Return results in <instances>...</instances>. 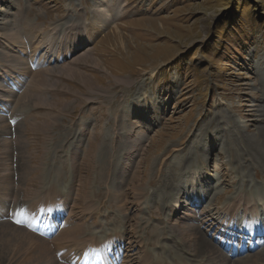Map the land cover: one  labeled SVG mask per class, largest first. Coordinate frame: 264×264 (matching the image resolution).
<instances>
[{
	"label": "rangeland",
	"instance_id": "rangeland-1",
	"mask_svg": "<svg viewBox=\"0 0 264 264\" xmlns=\"http://www.w3.org/2000/svg\"><path fill=\"white\" fill-rule=\"evenodd\" d=\"M96 1L5 0L0 7V26L7 12L12 33L28 40L29 54L34 36L42 40L54 29L53 38L60 42L68 29L60 47L64 57L54 61L53 68L72 63L83 51H75L79 32L88 35L85 49L100 61L98 67L76 62L97 88L56 69L41 88L45 101L32 92L35 77L15 84L18 77L3 82L6 78L0 75V85L12 95L10 107L0 110L11 131L22 132L28 117L38 122L25 131L34 171L24 196L32 197L41 183H53L66 194L76 179L81 185L79 192L71 190L74 201L68 212L86 222L89 233L100 225L125 236L124 249L133 250L131 264H139L148 251L151 262L160 264L203 261L207 251L202 244L197 242L196 249L194 243L184 245L177 228L170 226L175 215L187 221L191 218L185 214L198 215L186 222L216 249L207 237L210 228L218 235L223 225L244 219L264 224V0H122L121 13L107 25L96 14ZM81 22L86 25L76 30ZM9 35L0 33V48ZM50 117L56 120L46 130ZM134 144L142 151L131 161ZM75 151L76 178L70 160ZM19 153L10 156L14 181L26 161ZM89 180L98 203L92 218L84 199ZM124 183L121 211L118 203L109 201L105 185L112 184L115 191ZM132 184L143 187L140 205L133 199ZM238 193L257 203V218L235 206ZM21 200L13 206L17 211L24 208ZM218 257L225 259L221 253ZM248 258H260L252 264H264V247L228 260L237 264Z\"/></svg>",
	"mask_w": 264,
	"mask_h": 264
},
{
	"label": "bare ground",
	"instance_id": "bare-ground-1",
	"mask_svg": "<svg viewBox=\"0 0 264 264\" xmlns=\"http://www.w3.org/2000/svg\"><path fill=\"white\" fill-rule=\"evenodd\" d=\"M107 2L106 0H97L94 4L96 14L101 17L102 23L106 25L111 23L121 13V9L123 7L122 0H109V3ZM4 3L5 0H0V7L4 6ZM110 10L114 13L113 17L110 15ZM2 11L3 10L0 8V13ZM9 18L10 16L8 13L4 12L2 20L5 21V23H1L0 26V33L5 35L7 33L10 34L7 37L9 40L6 43H3L0 48V75H4L6 78L3 82H6L9 78L18 77L13 81V83L17 84L21 82L23 77L33 76L36 79L34 81V86L32 87V92L36 93V95H40L43 84H47L48 82L46 76H49L57 69L59 71L58 74L61 73L81 78V82L84 84H87L92 88H97L93 83L92 77L83 73L77 67L76 63L80 61H90L96 67L100 66V61L94 56L91 49H85L88 48L86 47L87 42L84 40V36L88 37L87 34L79 32L78 35L75 33V51H83L77 55L73 62L53 68L51 64L56 60L63 59L64 57L61 53L60 47L62 42L67 38L66 33L68 29L65 30L66 33L64 32L65 39L60 42H57L53 38L54 29L44 33L42 40H37L34 36L33 41L29 43L30 45H34L33 50L29 54L28 40L25 41L20 39V35L12 33L14 26H12V24H10V26L8 25ZM29 23H32V20H28L27 24ZM84 25L86 24L82 22L77 24L76 30ZM114 27L118 30L116 24ZM7 28H9V31H5ZM25 30L31 32L29 27H26ZM12 39L17 40L18 42L14 43L12 42ZM119 42L124 44L122 37L120 36ZM35 67H38L37 70H35ZM5 86L6 85H0V110L3 109L4 111L10 107V101H12V95L7 89H5ZM42 95H45L44 92ZM42 95H40L42 99L44 101L47 100V97ZM50 114L51 112L48 111L47 115L50 116ZM5 118L6 117L3 114V111H0V188L2 189V193L0 194V203H3L0 204V264H77L81 260H78L77 258L74 259L71 255L77 253L78 251L82 252L84 249V264H131L129 258L132 257L133 254L131 253L133 250L126 251L124 249L123 245L125 236L123 237V235L118 234V232L110 233L102 229L100 225L95 227V232L89 233L87 232V223L74 220V215H71L68 212L71 203L74 201V198L72 200L73 195H71V190L75 193L79 192L78 187L81 185L79 182H76V179L71 182V189L66 194H61L59 188H57L53 183L46 185L41 183V188L35 192L32 197L27 196L25 198L24 193L29 188L28 184L31 180L30 175L34 171L32 162L29 158L30 156L32 157V155L30 151L26 149V144H29V142L27 136L25 137V131L27 130V127L36 126L38 122H36V118H32L33 121H31L29 117L26 119L23 118L24 123H22L21 126L22 132L17 133L11 131L12 127L8 125V121L5 120ZM11 118L12 117H10L9 120H12ZM50 118V121L48 122L47 120V123H45L47 128L46 130H48L52 124L54 125L55 123L56 117ZM41 130H43L42 127ZM129 132L131 135L132 130ZM261 132L264 135V129ZM134 141L135 140L132 138V142ZM13 145H15V147H13ZM139 147L140 145L137 146L135 144L131 147V158L130 156L127 157L126 161L129 162H125L123 164V171L125 174L129 173L128 165L130 160L132 161V159H134L136 155L138 156L139 152L142 151ZM12 151L16 154V157L18 152H20L19 155L26 160L22 166L23 173L19 174L20 178L17 179V181H14L16 173H14L12 163L10 162V156L15 155L12 154ZM70 160L73 177L76 178V174L78 175L79 163L77 151L72 152ZM114 171V173H119V170ZM3 184L5 185L4 187H2ZM124 185L125 183L121 185V190L118 189L115 191L111 189L112 184L105 185L109 201L112 200L113 203H118V209L121 211H124L125 209ZM91 186L92 184L89 180V190H87V195L84 199L86 207L89 210L88 216L92 218L93 215L91 212L97 208L98 203L92 198L90 192ZM130 189L133 192L134 201L140 205L142 203L141 200L143 199L142 185L132 184ZM19 199L23 200H21V202L27 214V219L32 220L37 218L38 220L36 222L27 220V222L22 221L19 223L16 215H14V211L17 210L13 208L14 204H16ZM46 200L47 204L45 208L43 211H40L43 202ZM9 201L13 203L12 207L9 205ZM233 203L234 202L225 204V210H229ZM177 204L178 202H176V205ZM256 204L257 203H255L250 196H246L243 193H238L235 197V206L243 207L245 212L249 211L252 216L251 218L258 217ZM6 206H9L8 210H5ZM41 212L48 216L45 217L43 214H40ZM185 215L191 218L189 219L190 221L183 219L181 217L182 215L180 216L181 219L179 217L177 218L175 215L174 220L169 223L170 226L177 228L179 240L184 245L190 246L194 243L193 249H196L198 248L197 242H199V244H202V247L207 251L206 259L191 264H231L227 257H225V259L219 258V250L213 248L208 241H206L202 236H199V232L196 228H193L191 224L189 225L187 223L193 222L194 219H196V217L199 218V216L197 215L195 217L193 214ZM82 219H84V216ZM246 223L247 219H244L242 223L237 221L233 224V231L235 235L240 236L239 238L242 242L240 244L241 247H243L242 245L246 242L254 243L253 241L256 237L253 231L247 234L248 238L243 236L242 233L245 231L244 226ZM199 228L200 227L198 226V229ZM262 236L264 237V233ZM232 243L235 244L234 242ZM144 255L140 259L139 264H160L159 262H151V252L148 251V253H145ZM259 259L260 258L251 260L248 258L245 262H237V264H252L253 262L259 261ZM182 262L183 263L181 264H188L185 260ZM162 263L165 264L164 261Z\"/></svg>",
	"mask_w": 264,
	"mask_h": 264
},
{
	"label": "snow or ice",
	"instance_id": "snow-or-ice-1",
	"mask_svg": "<svg viewBox=\"0 0 264 264\" xmlns=\"http://www.w3.org/2000/svg\"><path fill=\"white\" fill-rule=\"evenodd\" d=\"M17 223H18V221H17Z\"/></svg>",
	"mask_w": 264,
	"mask_h": 264
}]
</instances>
